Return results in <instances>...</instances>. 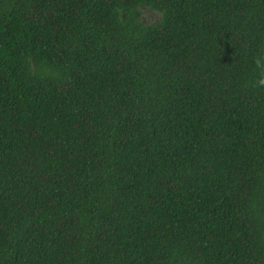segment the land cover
I'll list each match as a JSON object with an SVG mask.
<instances>
[{
    "label": "trees",
    "instance_id": "16d2710c",
    "mask_svg": "<svg viewBox=\"0 0 264 264\" xmlns=\"http://www.w3.org/2000/svg\"><path fill=\"white\" fill-rule=\"evenodd\" d=\"M0 264H264V0H0Z\"/></svg>",
    "mask_w": 264,
    "mask_h": 264
},
{
    "label": "rangeland",
    "instance_id": "374dc122",
    "mask_svg": "<svg viewBox=\"0 0 264 264\" xmlns=\"http://www.w3.org/2000/svg\"><path fill=\"white\" fill-rule=\"evenodd\" d=\"M158 20V16L154 13H151L150 11H147L144 13L143 21L145 23H152Z\"/></svg>",
    "mask_w": 264,
    "mask_h": 264
}]
</instances>
